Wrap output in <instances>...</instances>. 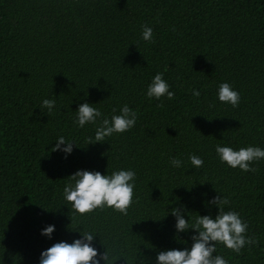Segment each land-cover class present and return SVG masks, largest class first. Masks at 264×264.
<instances>
[{"label":"trees","instance_id":"16d2710c","mask_svg":"<svg viewBox=\"0 0 264 264\" xmlns=\"http://www.w3.org/2000/svg\"><path fill=\"white\" fill-rule=\"evenodd\" d=\"M157 73L172 100L146 97ZM225 82L240 95L235 108L218 100ZM44 99L56 101L50 116ZM85 102L107 118L127 104L136 124L87 145L99 120L73 123ZM59 136L77 145L66 158L51 151ZM218 144L264 149V0H0V264H39L42 251L79 231L96 235L92 246L106 248L109 264H155L159 251L190 249L197 234H176L170 209L183 206L189 223L215 218L208 202L218 194L259 243L240 254L217 244L214 255L264 264V160L254 173L230 168ZM78 170L134 171L128 214L72 217L63 188ZM48 225L51 239L41 235Z\"/></svg>","mask_w":264,"mask_h":264},{"label":"clouds","instance_id":"9594fccd","mask_svg":"<svg viewBox=\"0 0 264 264\" xmlns=\"http://www.w3.org/2000/svg\"><path fill=\"white\" fill-rule=\"evenodd\" d=\"M141 38L144 41L153 42L152 28L143 26ZM192 95L199 97V90H194ZM146 97L150 101L152 99L160 101L162 97L169 100L174 98V93L169 91V85L163 79L162 73L154 75L147 87ZM217 97L220 102L230 104L233 108L237 107L240 102L239 93L226 82L219 85ZM55 104L54 99L42 101L41 107L47 109V116L53 114ZM112 111L116 113L117 109L113 108ZM41 114L45 113L41 112ZM75 114L73 123L80 128L86 124H97L99 120L94 138H88L87 145L102 143L114 134L124 133L132 129L137 120L136 111L127 104L119 108V114L112 115L110 118L103 117V113L99 109L92 107V104L87 102L80 104ZM74 145H76L75 142L68 141L64 136H59L51 151H59L65 154L66 158L73 151ZM215 152L221 163L230 168H239L243 172H256L258 169L251 165L264 160V149L259 147L249 146L233 150L232 147L218 144L215 147ZM188 159L191 168L195 170L203 168L204 161L199 156L190 155ZM182 163L178 158H173L170 161L171 166L175 168L181 167ZM135 180L136 174L132 170L113 171L110 175H102L98 171L78 170L68 176V182L63 188V197L71 205L72 217H84L97 209L104 210L105 208L127 215L128 209L133 203ZM227 204H229V200L218 194L208 202V206L217 208L215 218L210 215H198L192 223H189V218L185 219L183 206L172 207L170 212L175 218V233H184L192 229L197 234L191 236L193 243L190 249L159 251L155 257V264H227L223 256L214 255L217 244H222L226 249L237 254H240L246 245H258V238L246 235L248 224L240 218L239 213L224 210ZM69 220L71 224L70 216ZM69 225L68 229L75 231ZM54 231L55 226L48 225L42 230L41 235L51 239ZM79 232L81 238L74 239L71 243L60 241L42 251L39 264H100L101 260L104 261V264H109L106 248L101 254L92 246L96 235L91 231ZM115 260L117 259L111 260L110 264H113Z\"/></svg>","mask_w":264,"mask_h":264}]
</instances>
